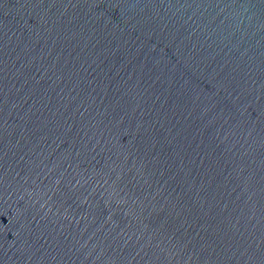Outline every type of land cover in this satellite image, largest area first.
<instances>
[{"label":"water","instance_id":"1","mask_svg":"<svg viewBox=\"0 0 264 264\" xmlns=\"http://www.w3.org/2000/svg\"><path fill=\"white\" fill-rule=\"evenodd\" d=\"M0 264H264V0H0Z\"/></svg>","mask_w":264,"mask_h":264}]
</instances>
